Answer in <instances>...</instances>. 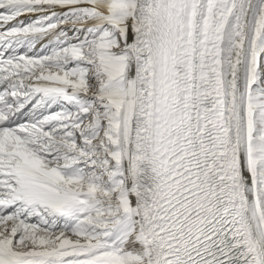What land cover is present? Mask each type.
<instances>
[{
	"label": "snow or ice",
	"instance_id": "snow-or-ice-1",
	"mask_svg": "<svg viewBox=\"0 0 264 264\" xmlns=\"http://www.w3.org/2000/svg\"><path fill=\"white\" fill-rule=\"evenodd\" d=\"M0 264H264V0H0Z\"/></svg>",
	"mask_w": 264,
	"mask_h": 264
}]
</instances>
